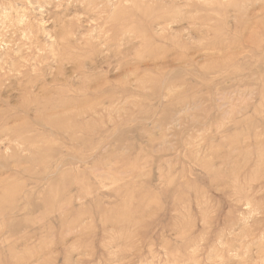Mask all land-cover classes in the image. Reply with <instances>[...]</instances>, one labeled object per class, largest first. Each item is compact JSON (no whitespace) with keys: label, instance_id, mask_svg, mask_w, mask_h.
I'll return each instance as SVG.
<instances>
[{"label":"rangeland","instance_id":"374dc122","mask_svg":"<svg viewBox=\"0 0 264 264\" xmlns=\"http://www.w3.org/2000/svg\"><path fill=\"white\" fill-rule=\"evenodd\" d=\"M0 264H264V0H0Z\"/></svg>","mask_w":264,"mask_h":264}]
</instances>
